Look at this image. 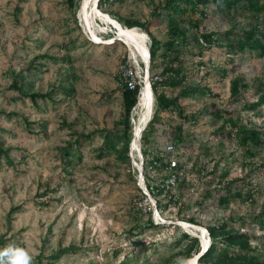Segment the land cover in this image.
I'll return each mask as SVG.
<instances>
[{"label":"rangeland","instance_id":"374dc122","mask_svg":"<svg viewBox=\"0 0 264 264\" xmlns=\"http://www.w3.org/2000/svg\"><path fill=\"white\" fill-rule=\"evenodd\" d=\"M163 2L118 0L99 9L125 27L130 19L152 21L151 30L164 40L167 21L152 14L156 7L166 13L160 7ZM204 7L207 16L200 31L217 32L222 44L202 53L193 48L184 65L186 85L198 84L204 91L180 97V109L156 114L154 93L146 124L156 117L154 130L149 131L148 142L142 138L138 150L132 138L127 162L116 152L101 154L100 131L122 132V70L136 64L133 57L140 61L142 56L116 38L113 25L92 5L84 10L83 0L76 10L66 0H0V239L11 257L0 264H32L41 252L50 255L67 247L72 249L60 257L61 264H187L196 255L185 256L190 240L182 242V233L197 237L201 235L197 226L208 229L225 222L249 231L253 245L264 251V224L258 219L264 209V146L259 155L249 157L236 137L238 126L227 121L240 117V124L264 129V57L248 48L230 52L226 31L234 22L214 3ZM253 13L240 12L237 31L252 23L264 26V9L258 18ZM133 28L145 34L149 48L145 28ZM157 63L152 71L150 62V75L162 71L161 57ZM22 71L26 89L53 91L52 96L37 102L18 97L11 84ZM144 75L145 65L142 79ZM237 76L247 87L235 98L230 86ZM63 85L74 91L66 94ZM180 90L159 87L168 97ZM257 101L260 104L250 108ZM140 110L137 103L136 120ZM178 127L183 130L181 141L175 138ZM81 134L91 136L82 138L80 145L75 140ZM170 143L176 149L166 154ZM66 147L72 153L69 157ZM146 148L160 150L165 158L173 156L185 170L175 187L176 202L164 192L155 195L160 212L156 222L146 201L139 207L144 211L135 208L137 197L144 199L140 176L143 172L146 180L160 186L169 171L165 166L151 169ZM222 196L230 197L228 204L220 202ZM13 206L20 208L11 214ZM192 217L196 222H189Z\"/></svg>","mask_w":264,"mask_h":264},{"label":"trees","instance_id":"16d2710c","mask_svg":"<svg viewBox=\"0 0 264 264\" xmlns=\"http://www.w3.org/2000/svg\"><path fill=\"white\" fill-rule=\"evenodd\" d=\"M82 0H66L70 9H77L80 6ZM118 0H100L99 6L103 7L108 3H114ZM214 3L217 8L222 12L224 16H228L229 19L234 22L230 28L226 31L228 33L229 51L234 53L237 49L243 51L248 48L251 51H257L261 57H264V26L259 23H252L250 27H241L237 31L239 25L236 20L238 15L244 11L252 10L253 17L258 18L260 11L264 9V3L261 0H164L160 7L166 12L158 11V7L153 11V16H163L167 21V35L164 40L159 39L151 30L152 21L145 23L138 19H130L126 21V25L129 28L144 27L148 35L150 36V52H151V68L155 71L158 66L157 60L162 58V71L159 74L161 77L158 80H154L152 83L153 91L156 95V112L160 110L180 109L179 99L182 96H187L192 93L204 91V88L200 85H186V67L185 58L188 52L193 48H200L199 53H202L206 47H211L213 44H222L221 40L217 37L215 31H200V27L207 16L205 7ZM195 16H191V14ZM194 30V32H193ZM237 31V32H236ZM234 35L232 38L231 35ZM160 51V53H159ZM24 72L15 74L11 87L18 91V97H29L33 102H37L38 98H48L52 96L53 91L41 93L39 91H32L26 89L24 83ZM245 79L241 76H237L231 80V97H238L242 88H246L247 84ZM171 86L173 88L180 87L179 95L175 97H168L164 92L159 91L160 86ZM62 91L66 94H70L74 91L73 86L68 87L63 85ZM211 91V89H206ZM140 86L135 89H129L123 85V103H124V116L122 119L123 129L122 132L114 131L113 129L103 128L101 134L103 137V145L101 147L102 155L106 152H116L123 161H130V142L133 138V123L132 112L136 107L139 100ZM262 99L261 102H263ZM260 104L259 101L250 104V108H255ZM217 117H221V111H217L215 114ZM155 118L146 127L143 134V141L148 142L151 130H154ZM240 117L234 119L229 117L227 121L232 126H238L237 139L240 145L246 150L245 152L249 157H255L261 153V147L264 146V129L260 128L257 124L244 125L240 124ZM91 135L81 134L77 136L75 142L82 144V138H89ZM178 141L183 140V130L178 127V134L175 135ZM121 143V147H120ZM73 144H70L72 146ZM3 153L8 156V151L1 149ZM149 149H144V153L147 154ZM65 154L69 157L70 148H65ZM258 164V165H257ZM256 166H262V163H257ZM159 190L156 196L159 197L165 188L158 186ZM239 196H243L241 192H238ZM252 191H249V200L253 199ZM230 197L222 196L220 202L228 204ZM159 201V199H158ZM20 206H13L10 209V213L17 211ZM258 219L264 224V209L259 215ZM189 222H196L195 218H189ZM150 224H153V220L150 219ZM197 224V223H196ZM198 225V224H197ZM208 231L211 238V243L208 249L199 258L200 264H264V251H260L257 246L253 245L254 236L249 231L235 228L225 223H213L208 227ZM182 242L190 240V243L185 245L184 254L188 258L200 253L202 247L198 237H193L190 234L182 233ZM181 241V240H180ZM184 245V244H183ZM70 247L60 248L50 255H46L41 252L37 256V260L32 264H61L58 260L60 257L69 251ZM18 251L19 248L16 247ZM10 248L6 245L4 239H0V261L9 263Z\"/></svg>","mask_w":264,"mask_h":264},{"label":"built area","instance_id":"2783aa9c","mask_svg":"<svg viewBox=\"0 0 264 264\" xmlns=\"http://www.w3.org/2000/svg\"><path fill=\"white\" fill-rule=\"evenodd\" d=\"M150 55V52H149ZM134 60L136 61V64L134 66H125L122 70V75L120 78V81L122 83V85L128 87L129 89H135L138 85L140 86V93L142 92V89L144 87V85L147 83V81L150 83L151 87H152V83L154 80H158L161 77L159 76V74H153L150 75V70H149V66H150V62H151V55L149 56V62L147 63L143 57L142 59L139 61L136 57H133ZM145 65V75L142 77V72H143V68ZM142 70V72L140 70ZM140 98V97H139ZM136 111V107L133 109V115H132V123L134 125L133 128V132H134V136H133V140H132V146H133V142L136 139V119L134 116V112ZM146 126H144L143 130L140 133V136L138 138V142L140 143L142 141V137H143V133L144 130L146 129ZM175 145L173 143H170L166 146V149H164V152L166 154H170L175 150ZM162 152L159 150L157 151L156 149H152L148 151V157H149V167L155 168L158 166H165L166 170L169 171L168 175L165 177V179L163 180V183L160 185L162 188H165L166 191L164 193H166V195H168V199L169 200H173V201H177L179 198V195L177 193H175L176 191V185L181 177V175L184 174V168L181 166V163L178 162L177 159H175L173 156H169V157H164L161 154ZM144 158V153H142ZM161 156V157H160ZM163 157V158H162ZM142 164H144L143 159H142ZM140 183L142 184V188L144 191V199L141 197H137L136 200H138L137 202H134L135 208L137 210H142L144 211L142 208H139L142 205V202L146 201L149 206L150 209L148 212H153L154 216H155V222H156V216H160V212L158 210V205H157V200H156V193L159 190L158 186H155L154 184L151 183L150 180H146V177L144 175V173H141L140 176ZM208 237H209V233H208Z\"/></svg>","mask_w":264,"mask_h":264},{"label":"bare ground","instance_id":"6f19581e","mask_svg":"<svg viewBox=\"0 0 264 264\" xmlns=\"http://www.w3.org/2000/svg\"><path fill=\"white\" fill-rule=\"evenodd\" d=\"M98 3H99V0H83V9L87 10L88 7L92 5L97 15L103 17L108 23L113 25L114 29L116 30L117 38L132 45L134 47L133 53L138 52L143 57V59L148 63L150 55H149V48L147 47V44H146L145 34L139 33L136 28L125 27L121 24L120 21L114 19L107 13H103L99 9ZM87 20L90 24L88 14H87ZM93 36L97 40L100 39L99 36L94 31H93ZM138 103H139V106L141 107V110H140V116L136 120V123H137L136 139L133 142L134 149H137V150L139 149L138 138L144 126L147 124V122H149L150 117L153 112V106H154V92L148 81L142 89ZM183 223H184L183 225L189 226L187 222L183 221ZM197 230L199 234H201L202 236L203 235L205 236L204 247L208 246L206 228H204L203 226H197ZM187 264H199V263L195 256L189 259Z\"/></svg>","mask_w":264,"mask_h":264},{"label":"water","instance_id":"95a60500","mask_svg":"<svg viewBox=\"0 0 264 264\" xmlns=\"http://www.w3.org/2000/svg\"><path fill=\"white\" fill-rule=\"evenodd\" d=\"M117 38V37H116ZM115 38V39H116ZM204 236V235H203ZM202 235H197V237L201 240V246H202V249H201V251H200V253H198L197 255H196V258H197V261H199V258L201 257V255L206 251V249H207V246L206 247H204V240H205V236L203 237ZM208 241V240H207ZM208 243H209V241H208ZM209 245V244H208Z\"/></svg>","mask_w":264,"mask_h":264},{"label":"clouds","instance_id":"9594fccd","mask_svg":"<svg viewBox=\"0 0 264 264\" xmlns=\"http://www.w3.org/2000/svg\"><path fill=\"white\" fill-rule=\"evenodd\" d=\"M99 1H100V0H99ZM98 6H99V3H98ZM149 52H150V48H149ZM150 55H151V52H150ZM152 90H153V88H152ZM153 92H154V91H153ZM140 94H141V93H139V97H140ZM139 99H140V98H139ZM138 102H139V101H138ZM206 233H207V234L209 233V231H208L207 228H206ZM208 241H209L208 244L210 245V242H211L210 234H209V239H208ZM209 245L207 246V249H208ZM207 249H206V250H207Z\"/></svg>","mask_w":264,"mask_h":264}]
</instances>
